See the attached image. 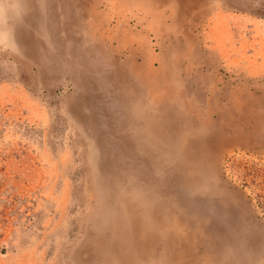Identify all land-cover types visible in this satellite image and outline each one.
<instances>
[{
	"label": "rangeland",
	"instance_id": "obj_1",
	"mask_svg": "<svg viewBox=\"0 0 264 264\" xmlns=\"http://www.w3.org/2000/svg\"><path fill=\"white\" fill-rule=\"evenodd\" d=\"M17 2L0 35V264H112L86 233L100 222L101 197L120 209L109 189L139 167H172L186 206L172 241L155 229L151 241L152 229L134 222L128 264L167 260V244L165 264H256L264 0ZM179 167L205 182L197 200ZM190 201L209 218L195 237Z\"/></svg>",
	"mask_w": 264,
	"mask_h": 264
},
{
	"label": "bare ground",
	"instance_id": "obj_2",
	"mask_svg": "<svg viewBox=\"0 0 264 264\" xmlns=\"http://www.w3.org/2000/svg\"><path fill=\"white\" fill-rule=\"evenodd\" d=\"M31 3L35 2V0H30ZM30 19L32 17L30 16ZM33 20V19H32ZM36 20V19H35ZM0 29V35L3 36L5 30ZM152 128V126H151ZM151 144V143H150ZM148 168V167H146ZM181 175L178 176V182L183 186V188H188L186 194L191 197V201L197 200V196L199 195L202 187L205 185V182L192 178L188 175V172L191 174V170L188 167H179ZM199 169V168H198ZM201 171H207V167H201ZM137 171V172H136ZM156 175L149 174L144 171V168H138L137 170L131 171L128 169L123 173V177L117 179V183L114 184V188L110 187V195L111 204H114L117 200H119L120 209H116L113 211L109 209L107 206V210L105 208V201L103 197H101L99 204L103 201V207L97 206L96 209H102V216L99 217L100 222L96 224H92L91 228L87 231L86 241L90 244L89 247L96 251V256L98 253L106 254L107 252L111 253L110 261L112 264H128L135 259L134 252L132 250V246L129 245L131 243L130 238H132L131 226L133 227V223L139 224L138 226H142V229L150 231L152 229V233L150 232L148 235L151 241L156 234L154 233V229L160 234L157 237H165L168 241H172L177 231L176 224H174V220H176V215L179 213L183 214L185 211L186 202H181L180 198H178L171 187V177H172V167H155ZM131 175L129 176L128 174ZM171 174V175H169ZM113 175V173L111 174ZM115 178L118 176L115 174ZM123 180V181H122ZM111 182V181H110ZM139 185L143 187L145 190V198L143 200V205L141 206L140 202H132L131 205H135L140 209L138 215H134L133 208L126 206V203L129 204V201L132 199L127 196V192L131 191L133 186ZM102 192L101 194H103ZM128 201V202H127ZM191 205L194 203L191 202ZM189 202V201H187ZM196 203V202H195ZM194 207L196 205H193ZM195 209H190V214L192 218L188 219L185 222V225L190 228V233L192 237H195L196 227L195 225H200L203 229V222L208 221L207 215L204 213L200 216H196ZM192 211V212H191ZM127 212V213H126ZM126 213V214H125ZM135 216L138 218L136 219ZM194 216L196 217V221H194ZM129 221V222H128ZM168 223L171 225L168 227ZM196 223V224H195ZM168 245V244H167ZM164 246L163 254L167 256V260L164 256H150L149 262H155L156 264H165L168 263V259L170 258L171 251L168 250V247ZM163 247V243H161ZM264 256V249L262 248ZM73 258H75L74 252H72ZM261 255V256H262ZM101 256V255H100ZM256 255V264H264V257ZM104 260L103 256L99 257ZM260 261V262H259ZM226 264H235L233 262L226 261Z\"/></svg>",
	"mask_w": 264,
	"mask_h": 264
},
{
	"label": "clouds",
	"instance_id": "obj_3",
	"mask_svg": "<svg viewBox=\"0 0 264 264\" xmlns=\"http://www.w3.org/2000/svg\"><path fill=\"white\" fill-rule=\"evenodd\" d=\"M19 7L17 0H0V29H3L8 25L9 20L13 18L15 10ZM127 196L130 197L134 202H140L143 205V200L145 198V190L143 187L136 185L133 186L131 191L127 192ZM102 207L103 201L101 202ZM233 255L232 250L226 253L225 259Z\"/></svg>",
	"mask_w": 264,
	"mask_h": 264
}]
</instances>
